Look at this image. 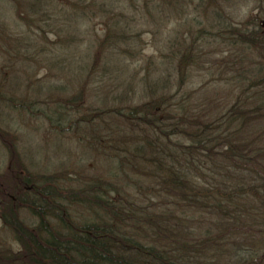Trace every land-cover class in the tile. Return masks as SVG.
Segmentation results:
<instances>
[{"label":"trees","instance_id":"1","mask_svg":"<svg viewBox=\"0 0 264 264\" xmlns=\"http://www.w3.org/2000/svg\"><path fill=\"white\" fill-rule=\"evenodd\" d=\"M84 1L71 4L75 7ZM216 1L198 3L206 7L215 6ZM113 2L118 0L107 1L109 6ZM14 7L16 19L27 27L38 23L49 27L46 22L56 12L55 0H15ZM78 14L73 9V23ZM261 16L223 22L214 34H208L244 52L232 61L225 53L219 57L220 69L209 73L213 77L205 84L223 80L229 86L213 106L210 100L202 102L205 97L195 98L194 92L184 90L193 83L195 68L202 67L203 55L193 54V40L204 37L200 30L197 38L174 54L175 62L163 70L165 78L157 77L163 83L161 89L175 87L172 95L153 91L140 102L132 89L131 98L121 101L122 105L71 120V111L78 114L85 108L83 86L72 95L56 91L57 96L48 90L41 101L42 92H37L29 103L40 105L41 125L52 133L61 135L74 123L92 128L95 119L105 124L103 119L113 116L140 134L116 142L118 152H127V159L113 153L117 164L111 163L114 171L108 175L116 181L97 177L72 187L62 171H28L17 150V138L0 128L7 158L0 174V222L18 245L17 251L0 247V264H264V27L259 25L264 10ZM77 22L70 27L75 35L80 33ZM118 24L119 20L113 30L106 28L96 46L90 45L95 47L91 69L115 45L111 41L115 33L121 31L123 41L138 37L126 36L127 29ZM37 28L44 40L43 30ZM0 36L14 38L3 24ZM69 37L71 42L60 43L57 52L49 53L58 57L53 64L72 63L62 52L75 41ZM121 53L131 55L128 49ZM209 66L211 70L215 63ZM8 80V74L0 70V106L18 114L26 111L31 105L26 104L28 99L9 100L1 92ZM143 175L152 184L145 189L147 196H141L136 180ZM21 212L35 223L25 221Z\"/></svg>","mask_w":264,"mask_h":264},{"label":"rangeland","instance_id":"2","mask_svg":"<svg viewBox=\"0 0 264 264\" xmlns=\"http://www.w3.org/2000/svg\"><path fill=\"white\" fill-rule=\"evenodd\" d=\"M14 1L0 0V24L8 26L15 39L29 37L31 40L17 42L14 38L6 40L0 36V70L8 74L9 78L8 83L4 81L1 92L9 100L28 99L26 104L31 105L19 114L0 106V128L17 138V150L28 171L38 174L62 171L72 187L97 177L116 181L108 175L114 171L110 168L111 163L117 164L113 153L119 157L126 156L127 159V152H118L121 148H117L120 143L116 142L140 132L131 130L115 117L109 116L103 119L105 124L95 119L92 128L83 123H74L64 128L66 130L61 135L52 133L41 125L37 112L40 105L29 103L36 99L37 92H42L39 97L41 101L48 90L57 96L56 91L61 92L59 95L64 94L63 91L72 95L83 86L86 90L85 108L79 109L78 114L71 111V120L84 119L97 110L122 105L121 101L125 103L126 98H131L132 89L136 91V97H140V102L148 99L153 91L172 95L175 87L161 89L163 83L157 81V77L161 75L165 78L163 70L175 62L177 56L174 57V54L181 52L197 38L200 30L204 37L193 40V54H202L203 64L200 69L195 68L193 83L184 90L194 92L195 98L205 97L202 102L210 100L213 106L214 102L217 104L224 97V91L229 86L223 80L205 84L213 77L209 73L220 69V56L226 53L232 61L244 52L238 45L213 40L208 34H214L223 22L239 23L249 16L262 17L261 11L264 10V0H217L215 6L206 7L200 6L198 0H118L117 3H110V6L108 0H94L92 3L91 0H85L75 7L71 4L75 0H55V16L46 22L49 27L41 23L27 27L16 19ZM73 9L79 10L75 21H78L76 24L80 28L77 35L70 30L75 24L71 15ZM215 13L229 15L230 18L223 16L220 20ZM30 18L38 20L36 15ZM118 20L117 26L123 25L124 30L127 29L126 36L138 34V37L123 41L119 37L121 31L115 33L116 37L111 39L115 43L109 49L111 53L105 50L101 61L91 69V53H94L95 47L90 45L96 46L106 28L113 30V23ZM260 21L264 23L262 18ZM38 26L45 34L44 40L40 37ZM69 36H74L75 41L62 52L72 63L53 64L58 57L52 58L49 53L52 50L57 52L58 44L71 42ZM24 42H29V45L25 46ZM41 47L44 50L40 53ZM123 49H128L131 55L121 53ZM147 57L151 60L150 65H147ZM213 62L215 66L210 70L209 64ZM116 63L117 69L114 71ZM154 68L157 72L153 71ZM202 84L205 86L202 87ZM110 142L113 146L108 147ZM6 164V153L0 143V174L4 173ZM136 180L140 182L141 196H147L145 189L152 184L144 175ZM21 217L35 223L25 212H21ZM0 247L18 250V245L10 233L2 228L1 222Z\"/></svg>","mask_w":264,"mask_h":264},{"label":"water","instance_id":"3","mask_svg":"<svg viewBox=\"0 0 264 264\" xmlns=\"http://www.w3.org/2000/svg\"><path fill=\"white\" fill-rule=\"evenodd\" d=\"M259 25L263 27L264 26V23L260 21Z\"/></svg>","mask_w":264,"mask_h":264}]
</instances>
